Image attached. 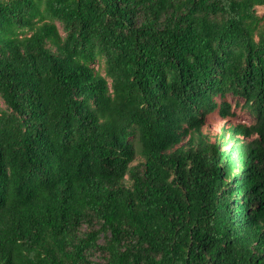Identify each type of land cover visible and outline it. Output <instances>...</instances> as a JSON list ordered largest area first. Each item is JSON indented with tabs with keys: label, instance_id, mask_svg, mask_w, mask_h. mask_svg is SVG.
<instances>
[{
	"label": "trees",
	"instance_id": "1",
	"mask_svg": "<svg viewBox=\"0 0 264 264\" xmlns=\"http://www.w3.org/2000/svg\"><path fill=\"white\" fill-rule=\"evenodd\" d=\"M261 6L0 0V264H264Z\"/></svg>",
	"mask_w": 264,
	"mask_h": 264
},
{
	"label": "rangeland",
	"instance_id": "2",
	"mask_svg": "<svg viewBox=\"0 0 264 264\" xmlns=\"http://www.w3.org/2000/svg\"><path fill=\"white\" fill-rule=\"evenodd\" d=\"M256 13L258 16H264V6L256 7ZM224 101L230 105L229 116L221 117L218 110L206 115L205 128L207 127L210 133L218 132L228 121L231 123H252L253 118L248 111L243 108L240 100L228 95L225 97ZM205 128L204 131H206Z\"/></svg>",
	"mask_w": 264,
	"mask_h": 264
}]
</instances>
